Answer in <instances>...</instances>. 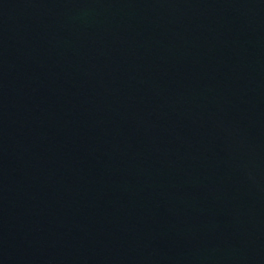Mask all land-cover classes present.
Listing matches in <instances>:
<instances>
[{"label": "water", "instance_id": "1", "mask_svg": "<svg viewBox=\"0 0 264 264\" xmlns=\"http://www.w3.org/2000/svg\"><path fill=\"white\" fill-rule=\"evenodd\" d=\"M0 264H264V0H0Z\"/></svg>", "mask_w": 264, "mask_h": 264}]
</instances>
